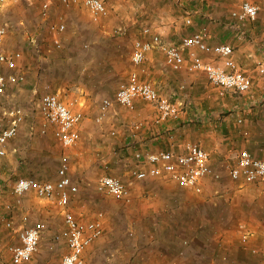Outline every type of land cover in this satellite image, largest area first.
<instances>
[{
  "label": "crops",
  "instance_id": "0c3cea01",
  "mask_svg": "<svg viewBox=\"0 0 264 264\" xmlns=\"http://www.w3.org/2000/svg\"><path fill=\"white\" fill-rule=\"evenodd\" d=\"M2 1L0 6L4 7L16 0ZM241 1L105 0L108 13L92 34L83 31L86 20L78 17L76 9L67 7L59 48L44 41L33 43V38L22 44V31L41 27L33 18L19 16L1 23L6 25L2 50L21 55L13 68L0 63V74L22 72L26 77L24 88L7 83L0 94L15 97L18 102L14 107L23 111L16 135L5 144V154L13 156L19 177L56 178L59 142L50 126L40 133L43 121L37 105L43 84L49 82L51 90L47 92L57 94L65 103L75 100L73 109L82 113L77 141L67 147L60 144L62 154L68 157L67 176L79 188L78 195L90 186L96 189L104 174L122 176L129 185L128 202L113 198L104 208L102 203L85 199L78 200L79 207L67 206L76 218L81 209L86 221L98 216L96 208L102 212V233L83 250L84 264H262L259 257L249 256V248L261 245L251 242L250 228L264 232V209L249 207L248 202L263 205L264 195L247 196L245 192L248 187L264 184L232 179L226 170L242 148L264 159V74L256 71L258 63L264 64V0H253L259 6L254 20L237 22L229 11ZM24 2L29 5L33 1ZM147 26L145 34L142 29ZM115 28L120 30L114 33ZM203 28L209 43L232 45L233 61L252 79L247 92L220 95L202 71L170 68L154 45L145 53L142 76L160 95L178 105V115L159 119L154 104L135 97L131 108L113 102L100 121L94 120L101 113L102 99L113 98L117 86L127 79L135 39L147 40L158 34L162 41L179 45L183 36ZM183 54L187 58L186 50ZM34 94L39 98L32 111L29 104ZM7 109L0 101V118L6 116L5 125ZM25 138L33 140L26 158L22 147ZM187 142L199 144L221 174L218 179H202L199 192L178 186L164 175L141 179L130 175L133 168L145 170L149 166L135 164V152L181 151ZM50 154L54 156L52 163L47 160ZM217 191L219 195H215ZM255 216L261 219L252 224ZM243 232H249L246 244L241 241ZM7 237L20 242L18 233ZM55 244L62 246V256L66 244L54 239L51 243L45 229L34 256L24 262L47 264Z\"/></svg>",
  "mask_w": 264,
  "mask_h": 264
},
{
  "label": "built area",
  "instance_id": "2783aa9c",
  "mask_svg": "<svg viewBox=\"0 0 264 264\" xmlns=\"http://www.w3.org/2000/svg\"><path fill=\"white\" fill-rule=\"evenodd\" d=\"M78 1L62 0L66 5L75 4ZM82 4L86 7L93 22H99L108 13L103 0H82ZM47 6V2H44V9ZM258 11L259 6L253 0H242L237 8L229 11V15L237 22H246L247 20H254L258 16ZM64 28L63 22L49 24L55 46L61 44L55 34L62 32ZM119 30L117 28L116 31ZM142 32L148 33L149 27H144ZM5 33V26L0 24V63L13 68L21 54L18 51L6 53L2 50L1 44ZM206 36V28H203L199 32L183 36L179 45L162 41L158 34L147 40L135 39L130 56L131 63L140 69L145 53L156 45L162 51L164 60L170 68L178 70L185 66L189 70L202 71L209 82L218 88L220 95L228 91L247 92L252 85V79L249 74L242 72L233 61L231 57L232 45L227 42L209 43ZM183 50H186L187 58H185ZM138 70L132 69L129 72L127 79L117 86L113 98L102 99L101 113L94 118L95 121H100L102 113L111 107L113 102L131 108L135 97H140L154 104L159 119L175 118L178 115V105L160 95L149 79L139 76ZM256 71L264 74V64L258 63ZM24 79L25 75L22 72L8 73L6 76L0 74V94L4 92L7 83H20ZM74 102L75 100H71L65 103L59 99L57 94L45 92L40 96L37 104L43 121L39 129L40 133H45L50 126L54 138L64 147L73 145L79 137L78 123L82 119V113L73 109ZM6 114L9 116L8 122L6 125L0 126V156L5 154V144L16 135L19 125L23 121V111L19 107L10 108ZM240 121L238 119V122ZM134 157L137 165L143 163L149 165L145 170L141 168L131 169L130 175L134 178L141 179L147 176L164 175L178 186L190 188L195 192L200 191L202 179H218L221 175L209 163L208 153L194 142L185 143L181 151L135 152ZM67 170L68 157L62 154L56 168L57 176L55 179L38 180L32 177H19L14 184L13 192L17 202L27 191H33L39 199L55 198V203L61 210L63 225L59 231L53 234V239L55 242L64 241L67 247V251L61 256L58 264H84L81 254L92 240L101 235L102 221L100 214L92 220L80 221L67 209L70 200L75 197L74 195L78 191L77 185L72 183L67 176ZM226 170L232 179L242 178L246 182L264 184V159L255 157L247 148L240 149L236 162L228 166ZM128 186L122 176L104 174L98 178L96 189L117 200L128 202ZM22 219L26 220L27 216L24 215ZM6 224L9 226L10 222ZM45 229L46 225L42 221L20 227L18 230L20 242L8 247L12 264H20L33 255ZM248 237L249 232H243L241 241L246 244ZM249 251L264 262V243L259 246H251Z\"/></svg>",
  "mask_w": 264,
  "mask_h": 264
},
{
  "label": "rangeland",
  "instance_id": "374dc122",
  "mask_svg": "<svg viewBox=\"0 0 264 264\" xmlns=\"http://www.w3.org/2000/svg\"><path fill=\"white\" fill-rule=\"evenodd\" d=\"M24 1L25 0H16L15 3L14 2L10 3L7 6L4 5V7L0 6V21H1L0 24L6 23V22L10 23L13 20V18H18L19 16H22L23 18L29 19V20L33 18L34 21H38L37 24L41 25L40 29L38 28V30H35V31L32 28L29 30L25 29L24 30L25 33H23L22 31L21 33V35L23 34L21 36L23 37L22 44L30 41L29 38L30 39L33 38V43L38 44L39 42L44 41V43L47 42V44H50L51 46L53 45L56 48L61 47V44L60 46H55L53 44L54 36L49 30V24L63 22V13H66V14L69 13V11L67 10L70 7H74L76 9L78 17H81L83 18V20H86L85 25H84L85 30H83L85 33L92 34L96 32V28H99L103 22V21L102 22L99 21V23L93 22L90 19L86 7L82 4V0H79L75 4H68V5L64 4L62 0H30L31 2L32 1L33 2L30 3L29 5L28 3H25ZM103 1L105 2V0ZM2 2L3 1L0 0V4ZM5 2L6 1H4V3ZM44 2H47L48 4L46 9H44L43 7ZM109 29L111 30V28ZM116 30L117 28H115L114 33L117 32ZM63 31L55 34V37L59 39L60 43L62 42L61 35H63ZM9 43L10 42L7 41L6 45L8 46V48H10ZM132 69L138 70L139 68L133 66L132 63H129V65L127 66V71H128L127 74H129V72ZM142 70L143 68L141 65L140 69L138 70L139 76L141 78H143ZM25 83H26V80L18 83L17 85L19 88L20 87L24 88ZM43 90H44L43 93L50 91L51 84L49 82L43 84ZM12 91L13 93L15 92L14 90ZM38 98H39V94H34V98L32 99L31 104H29V109L31 108L32 111H34ZM0 101L2 102V104H4V107L6 109L7 108L10 109V107L11 108L14 107V105H16L14 103L18 102V101H15V97L13 99V97L5 96V94L0 96ZM5 117L3 116L2 118H0V126L5 125L6 123ZM29 142L27 138H25V141L22 142L23 144L22 147L24 149V153H23L24 158H26L28 154L30 153V151H32L31 147H32L33 140L30 139ZM38 144H40V142H38ZM58 149L60 151V154L62 155L63 147L59 143H58ZM47 160L49 163H52V161L54 160V156L50 154ZM134 163L136 164L135 160H134ZM134 163H133V166H135ZM15 168L17 167L14 164L13 156H11L10 153L9 154L6 153L5 155L0 156V234L3 237L2 239L0 236V240H1L0 241V264H11L10 253H9L8 247L12 244H17L19 242L17 243L15 241L11 242V240H9L7 236L8 235L15 236V234L17 235L18 230L20 229L21 226H29L38 221L44 222L46 225V231L49 233V236H50V242L52 243V240H53L52 234L59 231L63 225L61 212H60L61 210L56 205L54 197L52 199H39L38 197L34 195L33 191H27L24 195L20 197V200L18 202L16 201V197L13 192V187L19 175H18V171L15 170ZM255 187L256 188L248 187L247 191L245 192L246 195L248 196L250 194H255L252 196H256L258 193H260L261 195H264L263 185L262 186L256 185ZM78 191H79V188H78ZM78 191L74 195L75 197L70 200L69 204H71L70 205L71 207H74V206L79 207L80 206L79 203H81V201H79L78 203V200L86 199L87 202L92 203V204L102 203L103 207L106 208L115 199V198L113 199V197L108 194L97 192L96 189H94L91 186H90L89 191H86L85 189L81 195L80 194L78 195ZM215 195H219V191L215 192ZM248 204H249V207L255 208L257 210L264 209V204L259 205L256 202H251V201L248 202ZM100 210H101L100 208L98 209L96 208V212L98 216L100 214V217H102V212ZM79 214H80V217H78L77 219L83 222L86 221L84 220V212L81 209H79ZM24 215L27 216L26 220L22 219ZM251 219H252L251 220L252 224H255L257 222L256 220L261 219V218L255 216V218L252 217ZM7 222H10L9 226H7L6 224ZM250 229L253 230V233L251 235V238H252L251 242L257 245H259V243L260 244L264 243V232L255 231L253 227H251ZM62 249L63 248L61 245L55 244V248L51 252V255H50V258L47 264H58L61 258V254L63 253ZM249 256L251 257L252 254L250 253ZM253 256L256 259H258L257 256L255 255ZM258 260L260 261V263L264 264L262 260L260 259ZM20 264H27V263L22 262Z\"/></svg>",
  "mask_w": 264,
  "mask_h": 264
}]
</instances>
